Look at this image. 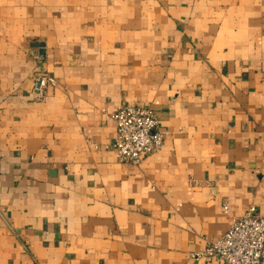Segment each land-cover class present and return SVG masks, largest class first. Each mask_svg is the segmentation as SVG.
Returning a JSON list of instances; mask_svg holds the SVG:
<instances>
[{
  "label": "crops",
  "instance_id": "obj_1",
  "mask_svg": "<svg viewBox=\"0 0 264 264\" xmlns=\"http://www.w3.org/2000/svg\"><path fill=\"white\" fill-rule=\"evenodd\" d=\"M119 106L158 116L139 166L116 158ZM250 206L264 0H0V264H219L192 255Z\"/></svg>",
  "mask_w": 264,
  "mask_h": 264
},
{
  "label": "built area",
  "instance_id": "obj_2",
  "mask_svg": "<svg viewBox=\"0 0 264 264\" xmlns=\"http://www.w3.org/2000/svg\"><path fill=\"white\" fill-rule=\"evenodd\" d=\"M57 85L52 77L36 76L32 84L33 100L45 102L47 90ZM109 119L116 126L112 146L120 163L139 166L163 150L164 134L158 130V116L151 108L119 106ZM225 211H228L227 205ZM192 258L219 264H264V214L250 206L242 217L233 220L222 238L209 242L203 253L193 254Z\"/></svg>",
  "mask_w": 264,
  "mask_h": 264
}]
</instances>
